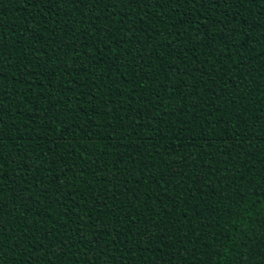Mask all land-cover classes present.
Wrapping results in <instances>:
<instances>
[{
	"label": "trees",
	"instance_id": "1",
	"mask_svg": "<svg viewBox=\"0 0 264 264\" xmlns=\"http://www.w3.org/2000/svg\"><path fill=\"white\" fill-rule=\"evenodd\" d=\"M0 0V264H264V0Z\"/></svg>",
	"mask_w": 264,
	"mask_h": 264
},
{
	"label": "snow or ice",
	"instance_id": "2",
	"mask_svg": "<svg viewBox=\"0 0 264 264\" xmlns=\"http://www.w3.org/2000/svg\"><path fill=\"white\" fill-rule=\"evenodd\" d=\"M172 2L194 3L198 6H202L201 0H162V4H171ZM129 6H133V0H129Z\"/></svg>",
	"mask_w": 264,
	"mask_h": 264
}]
</instances>
